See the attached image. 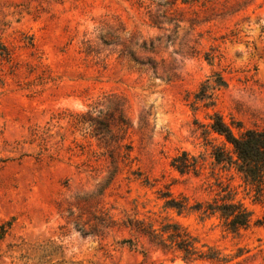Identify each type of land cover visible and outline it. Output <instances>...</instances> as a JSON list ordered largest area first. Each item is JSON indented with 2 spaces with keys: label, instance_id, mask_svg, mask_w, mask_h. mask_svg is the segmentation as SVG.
I'll use <instances>...</instances> for the list:
<instances>
[{
  "label": "rangeland",
  "instance_id": "374dc122",
  "mask_svg": "<svg viewBox=\"0 0 264 264\" xmlns=\"http://www.w3.org/2000/svg\"><path fill=\"white\" fill-rule=\"evenodd\" d=\"M215 111L264 129V0H0V264H264V199L214 159ZM225 197L247 226L193 208Z\"/></svg>",
  "mask_w": 264,
  "mask_h": 264
},
{
  "label": "trees",
  "instance_id": "16d2710c",
  "mask_svg": "<svg viewBox=\"0 0 264 264\" xmlns=\"http://www.w3.org/2000/svg\"><path fill=\"white\" fill-rule=\"evenodd\" d=\"M209 81L210 79H207L202 84L201 90L196 95L197 100L211 98V95H206ZM213 82L212 88L228 85L226 79L219 74H216ZM111 99V96H107L104 101H99L96 105H107ZM120 118H123L122 115H120ZM211 120L209 124L211 132L224 137L231 146L230 149L225 147H215L213 149L212 154L216 162L227 163L235 167L244 181L255 188L257 197L264 199V129L244 128L241 123H236V127L240 130L237 133L233 125L225 121L223 115L217 111L211 115ZM171 164L181 173L190 171L198 173L200 169L198 158L191 155L187 150L175 156ZM168 203L179 210L186 208V204L181 200L171 199ZM193 208L198 210L204 208V212L210 214L219 213L221 217L228 221V225L233 230L247 226L250 222V211L242 202L229 197H225L222 203L217 200L206 204L198 203ZM262 222H264V217ZM177 240L178 249L184 252L186 258L202 257V255H197V251L186 233L178 232Z\"/></svg>",
  "mask_w": 264,
  "mask_h": 264
}]
</instances>
